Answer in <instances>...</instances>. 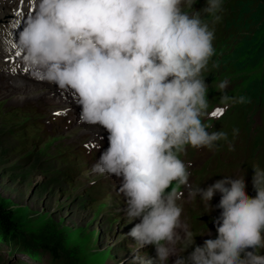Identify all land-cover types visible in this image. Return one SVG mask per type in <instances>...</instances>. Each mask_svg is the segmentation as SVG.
Returning <instances> with one entry per match:
<instances>
[{
	"label": "rangeland",
	"instance_id": "obj_1",
	"mask_svg": "<svg viewBox=\"0 0 264 264\" xmlns=\"http://www.w3.org/2000/svg\"><path fill=\"white\" fill-rule=\"evenodd\" d=\"M233 8H238L237 0H189L185 8L186 14L193 13L194 21L214 29H225L220 48L223 53L220 58L222 64L227 62L229 51L238 42L239 34L231 28L236 16L232 15ZM135 53L137 77L146 76V63H152V58L142 47L137 48ZM210 53L206 49L204 58H208ZM139 63L143 69H140ZM263 71L264 61L259 67L243 73H254L259 77ZM188 78L187 74L185 77H176V83L182 91L184 87L191 89ZM239 82V78L233 80L235 85H239ZM168 90L170 95L176 91L173 86H168ZM30 92L31 89L28 88L4 93L0 97V133L9 149L0 154V209L12 216L16 231L10 235L13 242L11 247H7L0 236V264H50L47 252L49 247H53L61 257L60 264H139L135 256V249L138 248L136 244L127 251L125 249L126 253L119 252L117 248L123 246L122 241L130 233L129 223H121L117 217L124 207L123 202L114 197L97 201L86 192L95 180L103 176L102 173L109 168V164L105 163L107 165H99L81 175L73 176L71 165L63 156L67 145L72 144L74 138L79 136V130L85 131L88 128L60 133L42 144L32 138L25 140L22 124L28 115L20 114L15 108L25 103ZM32 102L30 101L31 104ZM41 108L42 106H38V109ZM140 112L138 107L137 113ZM254 119L253 123L257 124L258 116ZM203 128L196 120L178 121L168 117L162 128L168 130V133L163 139L167 138L169 143H180L197 137ZM146 137L143 135L144 139ZM17 140L26 141L23 152H18L20 147L16 146ZM147 144L152 147L147 153L149 161L158 165L157 177L152 187L160 197L166 198L165 194H172L180 188L184 178L182 164L172 161V158H176L175 153H169L174 149L168 153L161 146L155 145L151 137L147 138ZM231 170L233 174L243 172L239 165L233 166ZM251 171L253 163L248 174ZM249 185L253 186L251 181ZM190 197V202L195 203L193 195ZM258 197L264 202V190ZM259 210L264 213V204L259 206ZM167 214L165 209L160 208L158 218L164 219ZM191 220L194 222V218L191 217ZM198 224L195 237L201 236L205 228L201 223ZM38 237L44 242L40 243ZM51 242L54 244H49ZM186 246L193 254H203L211 264H223L218 255V238L205 239L203 243L195 238L186 242Z\"/></svg>",
	"mask_w": 264,
	"mask_h": 264
},
{
	"label": "trees",
	"instance_id": "obj_2",
	"mask_svg": "<svg viewBox=\"0 0 264 264\" xmlns=\"http://www.w3.org/2000/svg\"><path fill=\"white\" fill-rule=\"evenodd\" d=\"M237 5L239 8L235 11V21L231 28L239 34L238 42L234 45V49L229 51L227 60L233 62L235 71H241L242 76L246 75L243 73L245 70L255 69L264 61V0H238ZM250 76L251 87L247 89V92L250 93L254 102L263 104L264 71L259 77L254 73ZM5 142L3 134L0 133V154H4L5 150L9 151ZM13 226L12 216L0 209V236L7 247L13 244L10 240V235L16 232ZM38 241L44 242L39 237ZM47 252L50 255V264L62 262L53 247H49Z\"/></svg>",
	"mask_w": 264,
	"mask_h": 264
},
{
	"label": "bare ground",
	"instance_id": "obj_3",
	"mask_svg": "<svg viewBox=\"0 0 264 264\" xmlns=\"http://www.w3.org/2000/svg\"><path fill=\"white\" fill-rule=\"evenodd\" d=\"M3 95V94H2ZM246 249L249 251L250 250V244H246ZM37 261V260H36Z\"/></svg>",
	"mask_w": 264,
	"mask_h": 264
}]
</instances>
